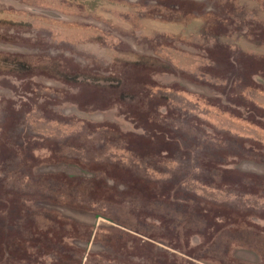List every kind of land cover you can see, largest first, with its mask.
Masks as SVG:
<instances>
[{"label": "rangeland", "instance_id": "1", "mask_svg": "<svg viewBox=\"0 0 264 264\" xmlns=\"http://www.w3.org/2000/svg\"><path fill=\"white\" fill-rule=\"evenodd\" d=\"M196 4L0 0V264H264L248 32Z\"/></svg>", "mask_w": 264, "mask_h": 264}, {"label": "crops", "instance_id": "2", "mask_svg": "<svg viewBox=\"0 0 264 264\" xmlns=\"http://www.w3.org/2000/svg\"><path fill=\"white\" fill-rule=\"evenodd\" d=\"M188 2L198 3L192 7H199L202 11V16H215L217 15L221 22L222 28L226 30L248 32L243 37H236L233 39V43L227 46L228 52H232L226 56L227 63H221V71L225 75L232 73L233 78H239L234 74L238 73V70L246 72L244 78H248V83L244 90L253 89L264 95V54L257 53L258 51H249L242 49L240 42H246L252 44L254 47L264 50V20L259 16H264V0H186ZM189 13V12H186ZM197 16V15H196ZM199 20L198 18H193ZM228 72V70H230ZM228 72V73H225ZM240 79V78H239ZM238 79V80H239ZM249 88V89H248ZM258 88V89H257ZM245 99V105L253 108H260L264 110V105L258 102L242 97ZM229 103L224 101L223 104ZM231 105V104H230ZM236 109H241L238 105H232ZM244 109V108H242ZM264 117L261 118V121ZM249 130L253 131L257 136L255 140L264 142V128L253 124H248ZM264 144V143H263Z\"/></svg>", "mask_w": 264, "mask_h": 264}]
</instances>
